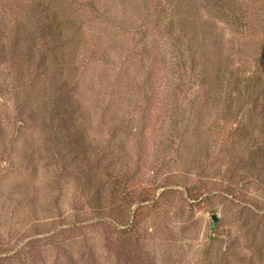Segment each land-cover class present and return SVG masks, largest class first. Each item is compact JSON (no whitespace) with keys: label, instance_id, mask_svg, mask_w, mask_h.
Masks as SVG:
<instances>
[{"label":"rangeland","instance_id":"374dc122","mask_svg":"<svg viewBox=\"0 0 264 264\" xmlns=\"http://www.w3.org/2000/svg\"><path fill=\"white\" fill-rule=\"evenodd\" d=\"M222 1L0 0V264H264V0Z\"/></svg>","mask_w":264,"mask_h":264},{"label":"trees","instance_id":"16d2710c","mask_svg":"<svg viewBox=\"0 0 264 264\" xmlns=\"http://www.w3.org/2000/svg\"><path fill=\"white\" fill-rule=\"evenodd\" d=\"M217 5H218V2H217ZM219 6H223V1H222V0H219ZM47 66H48V60H45V68H46V69L49 68V67H47ZM62 97H63V99H65L67 96H66L65 93H63V94H62ZM62 97H61V99H62ZM60 108H62L61 105H57V106H56L55 116H57V117L60 119V122H61L63 128L67 131V134L69 135L70 132H71V128H70L69 123H73V121L69 120V114H70L69 111H65V112H64V111H63L62 109H60ZM144 201H146V200H145V199H140L139 202H142V203H143ZM134 218H135V220H136L137 215H134Z\"/></svg>","mask_w":264,"mask_h":264},{"label":"water","instance_id":"95a60500","mask_svg":"<svg viewBox=\"0 0 264 264\" xmlns=\"http://www.w3.org/2000/svg\"><path fill=\"white\" fill-rule=\"evenodd\" d=\"M213 221L216 223V221H217V217L216 216L213 217Z\"/></svg>","mask_w":264,"mask_h":264}]
</instances>
